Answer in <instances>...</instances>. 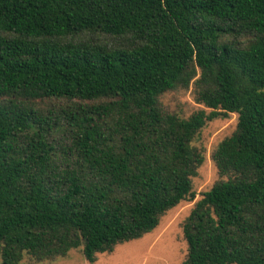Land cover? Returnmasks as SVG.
Instances as JSON below:
<instances>
[{"label":"trees","instance_id":"1","mask_svg":"<svg viewBox=\"0 0 264 264\" xmlns=\"http://www.w3.org/2000/svg\"><path fill=\"white\" fill-rule=\"evenodd\" d=\"M193 82L211 112H168ZM231 114L182 264H264V0H0V263L95 264L151 234Z\"/></svg>","mask_w":264,"mask_h":264},{"label":"rangeland","instance_id":"2","mask_svg":"<svg viewBox=\"0 0 264 264\" xmlns=\"http://www.w3.org/2000/svg\"><path fill=\"white\" fill-rule=\"evenodd\" d=\"M161 103L168 112L183 119H188L201 110L207 114L211 112L196 101L194 82L188 89L164 94ZM237 124V114L209 122L193 142L204 157L198 175L192 180L196 194L194 200L183 201L169 211L151 234L138 241L119 245L112 253L97 255L95 264H182L187 256L183 223L195 204L220 180L213 156L219 144L236 131ZM22 264H88V262L81 250H72L68 257L54 262L35 263L26 257Z\"/></svg>","mask_w":264,"mask_h":264}]
</instances>
